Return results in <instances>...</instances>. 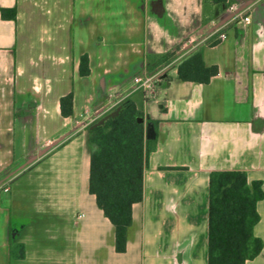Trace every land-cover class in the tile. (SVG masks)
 <instances>
[{"label": "crops", "instance_id": "1", "mask_svg": "<svg viewBox=\"0 0 264 264\" xmlns=\"http://www.w3.org/2000/svg\"><path fill=\"white\" fill-rule=\"evenodd\" d=\"M234 3L249 5V23L239 16L225 40L174 53ZM14 7L15 20L0 11V187H9L0 189V264H208L211 173L243 170L264 191V0H0ZM167 53V77L142 102L146 132L148 119L158 122L156 144L120 253L89 191L87 129L136 97L133 78ZM195 53L219 67L207 84L178 78ZM85 54L91 71L81 76ZM70 91L74 113L64 117ZM257 210L263 249L246 264H264V198Z\"/></svg>", "mask_w": 264, "mask_h": 264}, {"label": "trees", "instance_id": "2", "mask_svg": "<svg viewBox=\"0 0 264 264\" xmlns=\"http://www.w3.org/2000/svg\"><path fill=\"white\" fill-rule=\"evenodd\" d=\"M214 3L226 0H212ZM5 19L15 20L17 8H1ZM162 62L168 64L172 53ZM153 62V59L151 60ZM89 57L83 55L79 65L81 76L90 73ZM219 73L217 65H207L195 53L178 66L183 81L209 83ZM145 93L127 97L112 111L92 122L87 129L91 146L89 191L98 207L115 228V250L125 252L128 231L133 223L132 209L143 200V175L156 136L147 138L142 102ZM74 92L60 98L64 117L73 116ZM157 128V121L148 119ZM261 180L249 182L243 170L213 171L209 181L208 264H246L263 249V241L255 236L254 227L260 216L257 203L264 198ZM18 257H24L21 247ZM13 253V254H12ZM11 254L14 256V252ZM64 264V263H47Z\"/></svg>", "mask_w": 264, "mask_h": 264}, {"label": "built area", "instance_id": "3", "mask_svg": "<svg viewBox=\"0 0 264 264\" xmlns=\"http://www.w3.org/2000/svg\"><path fill=\"white\" fill-rule=\"evenodd\" d=\"M247 5L246 7H248ZM246 7L240 8V5L238 3L231 4L228 9V13L224 18H222L219 22L216 20H212L210 22V28L207 29V32L201 31L198 34L189 36L185 40L181 42V44L174 50V53H179L181 51H186L190 48H193L197 46L202 41H207L210 43H217L225 40L227 38V32L225 30V27L228 25V23L237 17H241L245 23L250 22V16L249 14L243 13L244 9ZM134 83L137 85V88L141 89L145 93V97H149L153 94L155 90L156 83L154 81V75H150L149 73H143L140 75H137L133 78ZM111 95H109V99H111ZM93 114L98 116V110H94ZM96 120V118L94 119ZM51 144V142H50ZM0 189L4 191H8L9 187L7 185H3L0 187Z\"/></svg>", "mask_w": 264, "mask_h": 264}, {"label": "rangeland", "instance_id": "4", "mask_svg": "<svg viewBox=\"0 0 264 264\" xmlns=\"http://www.w3.org/2000/svg\"><path fill=\"white\" fill-rule=\"evenodd\" d=\"M162 59L163 57H157V58H154L153 59V62H151V60L148 61L147 63V71L146 73L148 72L150 75H154V81H157L158 79H161V78H166L167 77V70H168V64H164L162 62ZM141 91V89H139ZM115 102L112 101V104ZM116 105H110L109 108H106V112L101 116L103 117L107 112H110L113 110V108L115 107ZM99 117V118H101ZM146 132V130H145Z\"/></svg>", "mask_w": 264, "mask_h": 264}, {"label": "water", "instance_id": "5", "mask_svg": "<svg viewBox=\"0 0 264 264\" xmlns=\"http://www.w3.org/2000/svg\"><path fill=\"white\" fill-rule=\"evenodd\" d=\"M140 122H144L145 118H139ZM146 137L147 138H154L155 137V129L154 126L151 122L147 123V132H146Z\"/></svg>", "mask_w": 264, "mask_h": 264}]
</instances>
